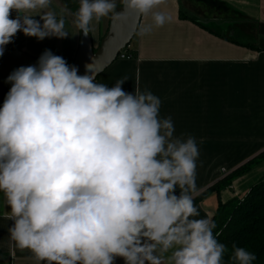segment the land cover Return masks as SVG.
<instances>
[{"label": "clouds", "instance_id": "1", "mask_svg": "<svg viewBox=\"0 0 264 264\" xmlns=\"http://www.w3.org/2000/svg\"><path fill=\"white\" fill-rule=\"evenodd\" d=\"M164 0H122L125 11L151 14L162 27L171 17L155 10ZM52 0H0V56L18 32L43 40L66 38L63 13ZM114 0H79L73 23L87 36L93 22L115 13ZM16 17L11 18L12 12ZM39 15L40 20L34 17ZM41 21L43 23H41ZM46 49L35 65L8 77L0 107V194L14 221L20 250L46 264H225L228 247L216 224L194 204L199 148L194 136L175 135L148 89L127 93V77L108 87ZM179 188L177 196L175 190ZM231 264L256 255L232 245Z\"/></svg>", "mask_w": 264, "mask_h": 264}, {"label": "crops", "instance_id": "2", "mask_svg": "<svg viewBox=\"0 0 264 264\" xmlns=\"http://www.w3.org/2000/svg\"><path fill=\"white\" fill-rule=\"evenodd\" d=\"M121 1L114 0L116 6ZM190 2L202 14L191 11L186 6ZM78 8L79 0H52L50 10L63 13L70 35L38 40L18 32L4 52L17 49L38 59L49 49L74 59L81 32L72 13ZM155 10L165 12L170 21L139 35L141 26L153 24L151 14L142 16L131 42L133 57H118L95 82L112 87L127 77L122 85L125 92L148 89L161 100L160 116L172 118L175 135L195 137L196 198L264 150V0H164ZM16 15L13 11L11 18ZM34 18L40 20L39 15ZM108 25L109 16L93 22L90 34L95 48ZM10 87L0 81V107ZM263 177L264 159L220 192L210 190L195 200L200 213L196 218L212 220L219 203L247 194ZM175 194L179 196V188ZM9 215L0 194V264H46L16 247ZM114 264L125 260L116 257Z\"/></svg>", "mask_w": 264, "mask_h": 264}, {"label": "trees", "instance_id": "3", "mask_svg": "<svg viewBox=\"0 0 264 264\" xmlns=\"http://www.w3.org/2000/svg\"><path fill=\"white\" fill-rule=\"evenodd\" d=\"M65 60L72 65L74 59ZM263 159L264 150L202 192L194 198V201L210 190L220 192L231 185L235 177ZM211 221L216 224L214 235L218 233V241L229 249L224 257L225 264H231L228 257L233 244L255 253L256 260L253 264H264V177L251 187L243 199L238 200L237 197H233L224 203H219Z\"/></svg>", "mask_w": 264, "mask_h": 264}, {"label": "water", "instance_id": "4", "mask_svg": "<svg viewBox=\"0 0 264 264\" xmlns=\"http://www.w3.org/2000/svg\"><path fill=\"white\" fill-rule=\"evenodd\" d=\"M115 13L109 15V25L97 48L93 46L91 34L80 33L78 51L72 65L78 68V74H86L85 66L93 63L95 80L117 58L119 52L130 44L138 30L141 17L135 12L124 13L125 6L121 3L116 6ZM38 59L17 49L5 51L0 56V81H7V77L21 66L35 65Z\"/></svg>", "mask_w": 264, "mask_h": 264}, {"label": "built area", "instance_id": "5", "mask_svg": "<svg viewBox=\"0 0 264 264\" xmlns=\"http://www.w3.org/2000/svg\"><path fill=\"white\" fill-rule=\"evenodd\" d=\"M118 57H120V58H127V59H130V58L133 57L131 43L128 44L124 49H122L119 52Z\"/></svg>", "mask_w": 264, "mask_h": 264}, {"label": "rangeland", "instance_id": "6", "mask_svg": "<svg viewBox=\"0 0 264 264\" xmlns=\"http://www.w3.org/2000/svg\"><path fill=\"white\" fill-rule=\"evenodd\" d=\"M186 6L191 10V11H198L199 12V14H202L201 13V11H199V9H198V7H196V5L194 6L191 2L190 3H186ZM245 38L244 37H241V40H244ZM246 196V194L245 195H243V196H234V197H237V199L238 200H240V199H243L244 197Z\"/></svg>", "mask_w": 264, "mask_h": 264}]
</instances>
